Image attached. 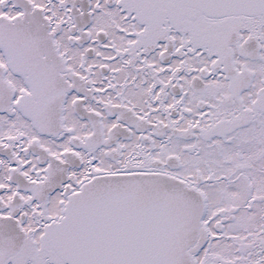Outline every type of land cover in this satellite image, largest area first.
I'll list each match as a JSON object with an SVG mask.
<instances>
[{
    "label": "snow or ice",
    "instance_id": "obj_1",
    "mask_svg": "<svg viewBox=\"0 0 264 264\" xmlns=\"http://www.w3.org/2000/svg\"><path fill=\"white\" fill-rule=\"evenodd\" d=\"M0 264H264V0H0Z\"/></svg>",
    "mask_w": 264,
    "mask_h": 264
}]
</instances>
